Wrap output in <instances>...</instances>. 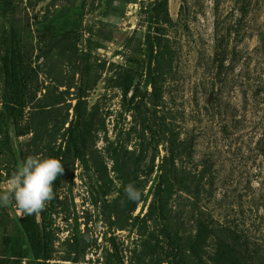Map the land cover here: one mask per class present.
I'll return each instance as SVG.
<instances>
[{
    "label": "rangeland",
    "instance_id": "rangeland-1",
    "mask_svg": "<svg viewBox=\"0 0 264 264\" xmlns=\"http://www.w3.org/2000/svg\"><path fill=\"white\" fill-rule=\"evenodd\" d=\"M163 1L150 55L156 0H0L23 63L15 89L0 19V188L15 147L64 166L36 216L41 264H218L219 246L264 264V0ZM19 218L0 206V264H40L10 248Z\"/></svg>",
    "mask_w": 264,
    "mask_h": 264
},
{
    "label": "trees",
    "instance_id": "trees-1",
    "mask_svg": "<svg viewBox=\"0 0 264 264\" xmlns=\"http://www.w3.org/2000/svg\"><path fill=\"white\" fill-rule=\"evenodd\" d=\"M163 0H156V2L151 3V11L148 15L149 27L146 35L147 40V51L150 55H153L155 52L154 43H153V25L157 18L161 15L162 8H166V3ZM0 19L5 22L6 29L4 31V43L7 50V73L11 82H13L14 88H18V81L22 76V52L18 42V37L13 27L8 25L7 15L0 3ZM5 110L7 114V132L9 138L14 142L17 138V128H18V117L15 112L14 107L8 103L5 105ZM78 125L73 128V134L71 136V141L76 144L78 140ZM16 153L18 155L19 164L23 161L22 153L15 147ZM81 159L85 162L84 155H81ZM14 208V205H9ZM19 228L20 239L17 240L14 244L10 245L11 249L16 247L17 249H29V252L33 255V259L40 264L44 261L47 262L50 260L48 252L46 249H49L48 243L41 236V227L37 222L36 215L23 216L17 220ZM211 231L205 226L199 229L197 236L192 244V251L197 258H202L205 253V249L209 246V240ZM35 236V239L31 237ZM26 247V248H25ZM24 255H21L23 258ZM215 260L218 264H243L240 258L234 256L230 251H226L221 246L217 247V253L215 254ZM46 264V263H44Z\"/></svg>",
    "mask_w": 264,
    "mask_h": 264
},
{
    "label": "clouds",
    "instance_id": "clouds-1",
    "mask_svg": "<svg viewBox=\"0 0 264 264\" xmlns=\"http://www.w3.org/2000/svg\"><path fill=\"white\" fill-rule=\"evenodd\" d=\"M64 173L62 160L54 156H27L0 188V206L14 205L17 215L39 216L55 198L53 183ZM126 201L140 202L142 191L133 183L124 186ZM122 206L125 201H121Z\"/></svg>",
    "mask_w": 264,
    "mask_h": 264
}]
</instances>
